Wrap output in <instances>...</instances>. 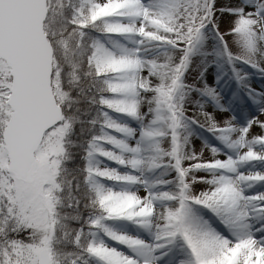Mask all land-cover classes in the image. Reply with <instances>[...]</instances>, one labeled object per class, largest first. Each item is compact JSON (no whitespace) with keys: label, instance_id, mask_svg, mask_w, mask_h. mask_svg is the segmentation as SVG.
<instances>
[{"label":"snow or ice","instance_id":"obj_1","mask_svg":"<svg viewBox=\"0 0 264 264\" xmlns=\"http://www.w3.org/2000/svg\"><path fill=\"white\" fill-rule=\"evenodd\" d=\"M0 264H264V0H0Z\"/></svg>","mask_w":264,"mask_h":264},{"label":"rangeland","instance_id":"obj_2","mask_svg":"<svg viewBox=\"0 0 264 264\" xmlns=\"http://www.w3.org/2000/svg\"><path fill=\"white\" fill-rule=\"evenodd\" d=\"M254 87H258L259 86V80L257 79L254 84H253ZM197 146L199 147V142H197Z\"/></svg>","mask_w":264,"mask_h":264}]
</instances>
